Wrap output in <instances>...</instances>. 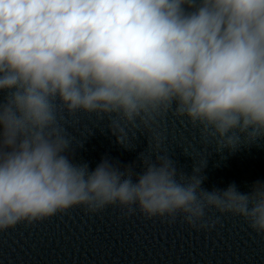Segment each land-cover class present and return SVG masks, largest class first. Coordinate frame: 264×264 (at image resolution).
<instances>
[{"label": "clouds", "instance_id": "clouds-1", "mask_svg": "<svg viewBox=\"0 0 264 264\" xmlns=\"http://www.w3.org/2000/svg\"><path fill=\"white\" fill-rule=\"evenodd\" d=\"M0 91V232L117 205L204 229L219 222L204 220L215 208L264 233V182L204 190L206 161L178 172L159 135L142 172L107 158L90 171L70 159L55 104L107 115L124 146L121 121L150 130L169 111L200 126L205 151L210 138L217 151L254 144L264 138V0H0Z\"/></svg>", "mask_w": 264, "mask_h": 264}, {"label": "water", "instance_id": "water-1", "mask_svg": "<svg viewBox=\"0 0 264 264\" xmlns=\"http://www.w3.org/2000/svg\"><path fill=\"white\" fill-rule=\"evenodd\" d=\"M5 96L0 91V102ZM55 104L58 123L71 140L70 159L88 164L90 171L107 158L121 170L131 166L135 173L142 172L141 153L155 161V136L159 135L161 151L175 161L178 172L191 176L194 166L206 161L200 173L204 190H224L235 184L238 191L248 193L256 181L264 182V138L221 151L210 138L205 151L200 126L169 111L150 130L121 121L124 146L113 135L107 115L83 110L69 114L59 98ZM218 217L214 228L204 229L187 224L180 214L171 221L148 218L138 207L127 215V209L117 205L95 213L76 206L0 232V264H264V233L254 231L243 217L221 214L215 208L205 210L204 220Z\"/></svg>", "mask_w": 264, "mask_h": 264}]
</instances>
